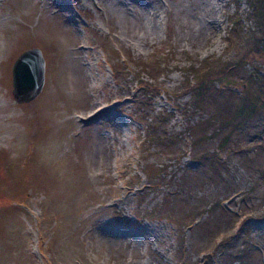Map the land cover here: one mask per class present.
Listing matches in <instances>:
<instances>
[{
	"label": "rangeland",
	"instance_id": "obj_1",
	"mask_svg": "<svg viewBox=\"0 0 264 264\" xmlns=\"http://www.w3.org/2000/svg\"><path fill=\"white\" fill-rule=\"evenodd\" d=\"M138 1L133 34L106 0H0V264H264V110L224 140L204 121L240 95L188 86L261 44L245 16L228 40L248 1ZM31 47L43 84L16 102Z\"/></svg>",
	"mask_w": 264,
	"mask_h": 264
},
{
	"label": "trees",
	"instance_id": "obj_2",
	"mask_svg": "<svg viewBox=\"0 0 264 264\" xmlns=\"http://www.w3.org/2000/svg\"><path fill=\"white\" fill-rule=\"evenodd\" d=\"M247 1L249 4V8L247 9L246 13L239 12L238 15L235 14L230 17L231 24L228 28V40L231 42V38L242 31L241 20L245 16L248 19H251L256 24V28L260 30L258 40L261 41V44H258L257 38H255L252 45L249 48L243 50L232 62H225L219 69L215 71L212 70L211 73L213 74L211 76L213 78L210 76V70H194L196 74L193 77V83L190 84L188 82V86L190 87L189 89H192L198 83V85L201 87L199 88V95L204 93V90L201 89L209 79L211 80L212 84L217 82L221 85H230L235 89L236 94L240 95L235 96L236 98L233 101L231 99V94H233V92L230 91V88H226L228 90L226 91V97L224 98L221 95L222 92L214 90L216 94H214L215 97H213L212 102H215L217 98L222 99L221 106H218L214 114L211 115L210 118L206 119V121H204V123H206L204 124V127L207 126V123H209L211 119L212 122H215L214 124L216 125L215 130H213L215 136H217L219 132L227 129V133L224 135V140L233 130L244 126L249 120H251L257 114L261 113L264 110V84H262V82H264V69H262L261 66L264 64V0ZM249 31L248 34L251 33ZM244 64H250L252 67H254L252 68L251 72L245 77V79L239 82L241 86H237L239 84H236L238 82L232 79L231 69L240 67ZM206 68L210 69V66H207ZM255 80H257V83L259 85L255 88L250 87L252 81ZM236 87L242 88L243 91L237 92ZM200 103L199 107H203L202 102ZM153 124L154 123H150V125ZM223 144L224 142L220 144V147ZM218 203L220 206V201ZM231 256L233 257V259L238 257L236 252ZM233 259H231L232 264L234 262Z\"/></svg>",
	"mask_w": 264,
	"mask_h": 264
},
{
	"label": "water",
	"instance_id": "obj_3",
	"mask_svg": "<svg viewBox=\"0 0 264 264\" xmlns=\"http://www.w3.org/2000/svg\"><path fill=\"white\" fill-rule=\"evenodd\" d=\"M44 80V60L39 48L31 47L15 59L12 66V94L16 101L27 102L40 91Z\"/></svg>",
	"mask_w": 264,
	"mask_h": 264
},
{
	"label": "bare ground",
	"instance_id": "obj_4",
	"mask_svg": "<svg viewBox=\"0 0 264 264\" xmlns=\"http://www.w3.org/2000/svg\"><path fill=\"white\" fill-rule=\"evenodd\" d=\"M107 6L112 10V13L118 14L121 18H124L126 20V23H131L132 30H134L135 25H137V30L133 31L132 33H136L138 29H141L144 31V24H143V15L146 14V6H144L145 2H139L138 0H106ZM131 11H134V18H131L129 13ZM95 105V104H94ZM100 105H97L95 107H91L89 112L92 113V116H98L101 112H106L108 109L102 108L97 111L98 107Z\"/></svg>",
	"mask_w": 264,
	"mask_h": 264
}]
</instances>
